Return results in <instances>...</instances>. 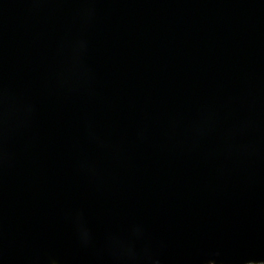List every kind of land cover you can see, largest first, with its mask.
<instances>
[{
  "label": "water",
  "instance_id": "water-1",
  "mask_svg": "<svg viewBox=\"0 0 264 264\" xmlns=\"http://www.w3.org/2000/svg\"><path fill=\"white\" fill-rule=\"evenodd\" d=\"M0 264H264V0H0Z\"/></svg>",
  "mask_w": 264,
  "mask_h": 264
}]
</instances>
